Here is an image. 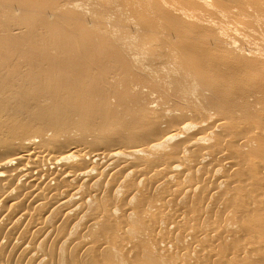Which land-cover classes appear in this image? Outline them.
<instances>
[{
    "label": "bare ground",
    "instance_id": "bare-ground-1",
    "mask_svg": "<svg viewBox=\"0 0 264 264\" xmlns=\"http://www.w3.org/2000/svg\"><path fill=\"white\" fill-rule=\"evenodd\" d=\"M42 262L264 264V0H0V264Z\"/></svg>",
    "mask_w": 264,
    "mask_h": 264
},
{
    "label": "rangeland",
    "instance_id": "rangeland-1",
    "mask_svg": "<svg viewBox=\"0 0 264 264\" xmlns=\"http://www.w3.org/2000/svg\"><path fill=\"white\" fill-rule=\"evenodd\" d=\"M136 58H138V61H140V62H146L147 60H146V58H148V54H145V53H138V55L136 56ZM143 89H145L146 90V87H144ZM148 91V92H147ZM146 92L148 93L146 96H144L143 97V101H145V103H147L148 102V104L150 103V104H152L153 106L152 107H154V105L156 106V102L159 100L158 98L160 97V95L161 94H163V93H160V91H158L157 92V90H155V91H153V92H149V90H147ZM164 91V89L163 90H161V92H163ZM165 92V91H164ZM156 93V94H155ZM158 94V95H157ZM148 97H149V99H148ZM156 97H157V99H156ZM156 99V100H155ZM151 100H152V102H151ZM37 236V235H36ZM35 236V237H36ZM149 251H154L153 249H150ZM122 254V258L120 257L119 258V260L121 261V263H122V261L124 262L125 260H126V258L125 259H123L124 257H125V255H123L124 253H121ZM120 254V255H121ZM125 263V262H124ZM40 264V263H39ZM41 264H43V262L41 263Z\"/></svg>",
    "mask_w": 264,
    "mask_h": 264
}]
</instances>
